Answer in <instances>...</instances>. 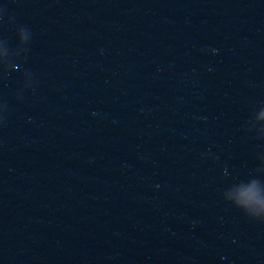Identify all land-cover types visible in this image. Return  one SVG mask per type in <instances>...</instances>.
<instances>
[{
  "label": "water",
  "instance_id": "1",
  "mask_svg": "<svg viewBox=\"0 0 264 264\" xmlns=\"http://www.w3.org/2000/svg\"><path fill=\"white\" fill-rule=\"evenodd\" d=\"M0 264H264V0H0Z\"/></svg>",
  "mask_w": 264,
  "mask_h": 264
},
{
  "label": "clouds",
  "instance_id": "2",
  "mask_svg": "<svg viewBox=\"0 0 264 264\" xmlns=\"http://www.w3.org/2000/svg\"><path fill=\"white\" fill-rule=\"evenodd\" d=\"M250 202L251 203H257V201H255L254 199H251V198H250Z\"/></svg>",
  "mask_w": 264,
  "mask_h": 264
}]
</instances>
